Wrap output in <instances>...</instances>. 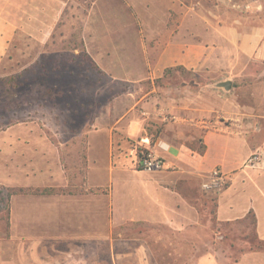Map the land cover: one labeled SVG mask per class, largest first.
Returning <instances> with one entry per match:
<instances>
[{"label": "rangeland", "instance_id": "1", "mask_svg": "<svg viewBox=\"0 0 264 264\" xmlns=\"http://www.w3.org/2000/svg\"><path fill=\"white\" fill-rule=\"evenodd\" d=\"M94 1L69 0L49 43L20 37L0 64V264H264V242L255 239L251 218L218 223L216 194L204 192L201 179L171 169L144 170L137 166L141 149L129 150L125 141L103 162L101 208L97 199L96 208H87L79 221L68 215L61 230L48 231L46 202L25 216L16 197L30 193H18L8 200L7 225L8 187L44 188L22 183L61 182L65 175L69 183L60 193L82 191L85 130L111 121L112 98L133 88L120 79L138 78L158 41L146 32L149 9L171 20L193 13L231 21L257 11L264 27V5L245 7L251 0H182V10L174 0H119L120 15L133 20L120 32L130 37L110 29L108 38L97 37L110 53L109 66L119 69L110 72L86 53L82 37L88 15L111 9V0L97 4L102 7ZM148 1L153 7H145ZM97 38H87L91 51L99 50ZM231 56L227 76L235 93L253 102L255 81L264 82V59ZM26 218L34 224L25 225Z\"/></svg>", "mask_w": 264, "mask_h": 264}, {"label": "crops", "instance_id": "2", "mask_svg": "<svg viewBox=\"0 0 264 264\" xmlns=\"http://www.w3.org/2000/svg\"><path fill=\"white\" fill-rule=\"evenodd\" d=\"M174 1L180 9L183 7L182 0ZM68 2L0 0V64L20 37L39 45L49 43L66 8L70 7ZM94 3L100 4L102 0ZM119 5V0H111L110 11L100 9L95 16L88 15L90 24L82 32L86 53L96 64L101 65L99 62L103 61L106 66L100 68L110 72L119 69L109 66L110 53L107 47L98 44L97 37L111 36L107 32L109 29L111 33L130 37L120 31L124 23L133 25L132 17L120 15ZM144 5L153 7L150 1ZM262 5L264 0L244 4L257 9ZM122 6L128 8L125 4ZM148 12L144 20L147 35L158 41L150 47L147 68L139 77L120 79L133 88L112 98L111 121L85 130L86 172L80 180L82 191L66 190L45 196L17 195L22 215L26 216L27 211L32 215L46 202V228L56 231L69 221L68 215L79 221L82 214L86 215L87 208L90 211L96 208L97 199L101 208L102 195L97 192L102 183L103 162L111 160L114 145L119 146L125 141L130 145L128 149L135 152L137 148L154 150L164 159L163 169L202 182L209 179L213 170H219L225 176L226 184L215 193L214 220L223 224H242L251 218L255 239L264 242V82L255 81L253 102L235 93L233 83L229 90L217 85L230 80L227 72L233 62L231 53L264 59V27L260 15L253 11L251 15L228 21L219 16L191 13L171 20L166 13L155 16L152 8ZM91 34L97 38L93 42L99 45L98 51L89 48L87 38ZM167 68L171 69L165 71ZM144 110L149 114H143ZM162 110H167L174 119L163 120ZM253 155L257 158L250 163L249 158ZM24 183L66 188L69 180L63 175L61 182L49 178L46 183L23 182L22 185ZM87 203L90 204L86 207ZM22 222L34 224L27 218Z\"/></svg>", "mask_w": 264, "mask_h": 264}, {"label": "built area", "instance_id": "3", "mask_svg": "<svg viewBox=\"0 0 264 264\" xmlns=\"http://www.w3.org/2000/svg\"><path fill=\"white\" fill-rule=\"evenodd\" d=\"M143 114L148 115V111H143ZM161 118L163 120H173L174 116L167 110H162ZM140 155L137 159V166L147 171H156L164 168V159L152 149H144L140 151ZM256 155L249 158V162L253 163L256 159ZM226 184L225 176L219 170H213L209 176V179L201 183V188L205 192H219Z\"/></svg>", "mask_w": 264, "mask_h": 264}, {"label": "trees", "instance_id": "4", "mask_svg": "<svg viewBox=\"0 0 264 264\" xmlns=\"http://www.w3.org/2000/svg\"><path fill=\"white\" fill-rule=\"evenodd\" d=\"M171 68H167L165 71H169ZM62 190L61 188H55V187H44V188H27L24 189L22 187H8L7 193H6V199L7 202L5 203L6 207V214L3 218H5V221L7 225H9V206H8V200L10 196L18 193H30V194H52V193H60ZM2 218V216H0Z\"/></svg>", "mask_w": 264, "mask_h": 264}, {"label": "water", "instance_id": "5", "mask_svg": "<svg viewBox=\"0 0 264 264\" xmlns=\"http://www.w3.org/2000/svg\"><path fill=\"white\" fill-rule=\"evenodd\" d=\"M231 84H232L231 80L227 79L219 82L217 85L226 90H229L231 88Z\"/></svg>", "mask_w": 264, "mask_h": 264}]
</instances>
